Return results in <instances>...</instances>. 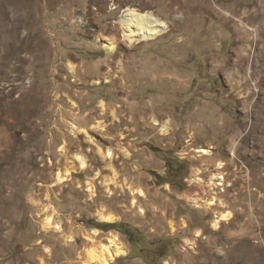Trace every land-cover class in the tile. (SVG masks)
I'll list each match as a JSON object with an SVG mask.
<instances>
[{
	"label": "rangeland",
	"instance_id": "374dc122",
	"mask_svg": "<svg viewBox=\"0 0 264 264\" xmlns=\"http://www.w3.org/2000/svg\"><path fill=\"white\" fill-rule=\"evenodd\" d=\"M260 1L0 0V264H85L113 234L114 264H264ZM128 10L169 29L131 44Z\"/></svg>",
	"mask_w": 264,
	"mask_h": 264
},
{
	"label": "bare ground",
	"instance_id": "6f19581e",
	"mask_svg": "<svg viewBox=\"0 0 264 264\" xmlns=\"http://www.w3.org/2000/svg\"><path fill=\"white\" fill-rule=\"evenodd\" d=\"M231 1L236 2L237 0H231ZM203 3L208 9L214 10L213 6L208 2V0H203ZM260 3L262 7L260 6L259 9L257 8L255 14L258 15L261 13L262 16H264V0L260 1ZM233 5L234 4H229L228 6H233ZM229 16L237 24H241L242 26L244 25L242 19L236 18L234 17V15L231 16L230 14H228V17ZM262 21H264V18L262 19ZM120 22L122 24L124 37L131 44L154 40L160 37L161 35L165 34L169 29L168 22L162 21L161 19L157 18L153 13H142L136 10H128V13L121 19ZM235 31L236 33H238L239 31L241 32L239 28H235ZM103 45L111 52L117 51L116 43H114V41H106L105 43H103ZM154 122L156 125H159L157 120H155ZM169 130L170 128L168 124L162 125L161 131L163 133L167 134ZM101 152L109 159H112L114 157V153L112 152V150H106L104 152L103 151ZM200 152L204 154H211L209 150H205L204 148L201 149ZM79 163L82 168H85L87 166L86 160L84 158H79ZM214 179L213 181L211 180L209 184H214L217 181L223 180L222 178H220V180L217 179V181L215 182ZM58 180L60 182L64 181L60 176V173H58ZM91 189L92 187L90 188V190ZM139 193L143 194V191L139 190ZM215 200H216L215 198H212L211 201H208V203L210 205H215ZM230 216L231 213L216 216V220L214 221V226L216 228H219L220 223L222 221H228L230 219ZM98 217L103 222L115 221L114 215L110 213H106L104 211L98 212ZM45 228L46 229L57 228L60 230V226L54 225L52 216H49L46 219ZM92 242L93 245L86 250L85 262H84L85 264H114L117 258L127 255V247L123 244L118 234H113L109 236L105 242H102L100 244H97L96 240H92Z\"/></svg>",
	"mask_w": 264,
	"mask_h": 264
},
{
	"label": "built area",
	"instance_id": "2783aa9c",
	"mask_svg": "<svg viewBox=\"0 0 264 264\" xmlns=\"http://www.w3.org/2000/svg\"><path fill=\"white\" fill-rule=\"evenodd\" d=\"M218 178H223V181L222 182H220V181H217V184H215V185H217L218 187H223L224 186V184H225V179H224V176H219ZM216 182V181H215ZM219 183H222V184H219Z\"/></svg>",
	"mask_w": 264,
	"mask_h": 264
}]
</instances>
